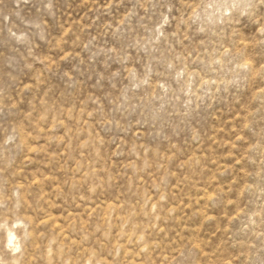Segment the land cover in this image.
I'll return each instance as SVG.
<instances>
[{"label": "rangeland", "instance_id": "374dc122", "mask_svg": "<svg viewBox=\"0 0 264 264\" xmlns=\"http://www.w3.org/2000/svg\"><path fill=\"white\" fill-rule=\"evenodd\" d=\"M0 264H264V0H0Z\"/></svg>", "mask_w": 264, "mask_h": 264}]
</instances>
